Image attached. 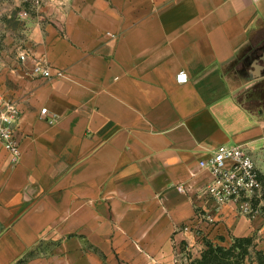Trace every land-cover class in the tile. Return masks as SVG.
<instances>
[{"label": "crops", "instance_id": "crops-1", "mask_svg": "<svg viewBox=\"0 0 264 264\" xmlns=\"http://www.w3.org/2000/svg\"><path fill=\"white\" fill-rule=\"evenodd\" d=\"M0 10L21 50L63 72L0 59V101L20 112L17 163L0 143V264H174L177 251L195 264L193 252L236 238L264 251V209H215L199 165L242 145L264 179V101H243L264 81V53L234 68L264 29V0H65L26 20L9 0ZM192 225L201 236L181 230Z\"/></svg>", "mask_w": 264, "mask_h": 264}, {"label": "built area", "instance_id": "built-area-1", "mask_svg": "<svg viewBox=\"0 0 264 264\" xmlns=\"http://www.w3.org/2000/svg\"><path fill=\"white\" fill-rule=\"evenodd\" d=\"M16 10L20 20H26L34 13L50 7H61L65 0H9ZM21 61L32 60L31 73L37 76L49 78L61 76L62 71L51 74L50 66L43 64L28 49L20 51ZM183 76V82L188 77L186 73H179L177 78ZM47 108L41 110L46 114ZM20 118L17 106L11 101H0V143L9 152L11 162L17 163L20 159V143L16 136V121ZM202 168H207L213 174V179L201 189L203 197L210 202L215 209L229 203L237 205L238 210L246 215H254L258 212L252 204L254 189L259 185V174L252 155L242 145H220L208 158L199 161ZM180 190H183L180 186ZM206 221H212L210 214L203 215ZM188 230L189 227H184ZM196 236H201L198 227L194 228ZM188 261V256H185ZM172 262L183 264L184 257L177 251Z\"/></svg>", "mask_w": 264, "mask_h": 264}, {"label": "rangeland", "instance_id": "rangeland-1", "mask_svg": "<svg viewBox=\"0 0 264 264\" xmlns=\"http://www.w3.org/2000/svg\"><path fill=\"white\" fill-rule=\"evenodd\" d=\"M18 28L19 27H17L14 23L11 24L10 20L4 16L3 10H0V59H3L5 57L18 56V53L21 51L20 40L22 38V33L17 30ZM263 41H264V29L254 38V45L257 44V46H260L261 42ZM261 53L262 52H260V56L263 54ZM242 60L240 59V61L237 63L236 67L234 68H237V70L238 68H241ZM247 69L249 70L250 67H248ZM243 101L246 104L253 106V101L251 100V97L245 96L243 97ZM252 204L255 208H257V210H259V208L264 209V179L259 181V185L253 191ZM184 227L181 228V230L187 231L184 229ZM187 227H189V229L192 232H194L195 225L187 226ZM251 251H252L251 256H254L255 255L254 251L253 250ZM191 255L190 256L193 257L192 263H194L196 260L200 259L201 257V255L198 254V252L197 253L193 252ZM248 264H253V263L248 262Z\"/></svg>", "mask_w": 264, "mask_h": 264}, {"label": "trees", "instance_id": "trees-1", "mask_svg": "<svg viewBox=\"0 0 264 264\" xmlns=\"http://www.w3.org/2000/svg\"><path fill=\"white\" fill-rule=\"evenodd\" d=\"M255 94L258 100L264 101V87ZM246 96L252 97V93ZM251 246V238H236L229 247L206 244L200 260L195 264H246L247 261L253 264H264V251L256 250L255 255L251 256Z\"/></svg>", "mask_w": 264, "mask_h": 264}, {"label": "flooded vegetation", "instance_id": "flooded-vegetation-1", "mask_svg": "<svg viewBox=\"0 0 264 264\" xmlns=\"http://www.w3.org/2000/svg\"><path fill=\"white\" fill-rule=\"evenodd\" d=\"M260 52L264 53V41L261 42V45L260 46H257L256 45H253L251 46L245 53H244V56H243V60L241 62V68H238L237 72L238 73H241V74H245L247 73V68L250 67V64L255 61V60H258V61H261V58H260ZM261 53V54H262ZM261 86V87H260ZM262 87H264V82H262L261 84H256L254 85L253 89L251 90L250 93H252V97H251V100L253 101V105H257V101H258V98H257V95L255 93H257V91L259 89H262Z\"/></svg>", "mask_w": 264, "mask_h": 264}, {"label": "clouds", "instance_id": "clouds-1", "mask_svg": "<svg viewBox=\"0 0 264 264\" xmlns=\"http://www.w3.org/2000/svg\"><path fill=\"white\" fill-rule=\"evenodd\" d=\"M183 80H184V77L181 76V77L179 78L178 82H183Z\"/></svg>", "mask_w": 264, "mask_h": 264}]
</instances>
